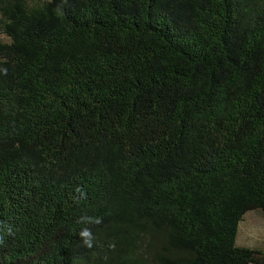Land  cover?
Returning <instances> with one entry per match:
<instances>
[{
  "label": "trees",
  "instance_id": "1",
  "mask_svg": "<svg viewBox=\"0 0 264 264\" xmlns=\"http://www.w3.org/2000/svg\"><path fill=\"white\" fill-rule=\"evenodd\" d=\"M250 212L264 0H0V264H264Z\"/></svg>",
  "mask_w": 264,
  "mask_h": 264
},
{
  "label": "rangeland",
  "instance_id": "2",
  "mask_svg": "<svg viewBox=\"0 0 264 264\" xmlns=\"http://www.w3.org/2000/svg\"><path fill=\"white\" fill-rule=\"evenodd\" d=\"M237 243L264 251V216L262 214L259 212L247 214L246 222L241 225Z\"/></svg>",
  "mask_w": 264,
  "mask_h": 264
},
{
  "label": "clouds",
  "instance_id": "3",
  "mask_svg": "<svg viewBox=\"0 0 264 264\" xmlns=\"http://www.w3.org/2000/svg\"><path fill=\"white\" fill-rule=\"evenodd\" d=\"M95 223L99 224L101 223L100 219H95ZM80 236L83 240V243L86 247L91 248L93 246V237L90 229H84L81 233Z\"/></svg>",
  "mask_w": 264,
  "mask_h": 264
}]
</instances>
